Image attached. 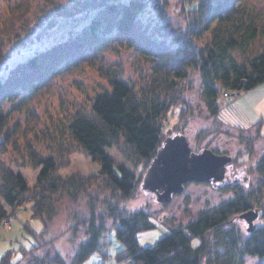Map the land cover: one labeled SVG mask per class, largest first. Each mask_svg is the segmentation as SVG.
Here are the masks:
<instances>
[{
  "label": "trees",
  "instance_id": "16d2710c",
  "mask_svg": "<svg viewBox=\"0 0 264 264\" xmlns=\"http://www.w3.org/2000/svg\"><path fill=\"white\" fill-rule=\"evenodd\" d=\"M153 1L46 0L29 35L44 26L45 20L54 23L85 17L89 21L20 60L0 77V221L20 207L30 208L33 217L43 220L45 238L51 235L49 225L58 212L71 205H85L88 210V216L75 225L84 226L88 238L73 255L67 256L62 249L46 255L48 264H82L100 249L110 229L124 244L117 253L119 260L132 264H244L246 255L264 257V217L251 230L248 226L245 236L242 233L248 213L256 210L264 216V156L257 166L260 177L256 184L248 189L232 184L231 198L174 227L151 246L138 242L137 233L154 224L145 210H129L123 205L139 186L135 168L152 162L168 137L164 127L171 110L179 106V118H186L183 84L190 69L201 73L213 114L220 110L222 92L241 94L264 83V41L258 48L252 47L264 36V16L244 0H186L191 2L190 31L180 34L171 33L164 11L155 13L151 8ZM33 2L15 0L6 11L0 10V60L7 41L19 37L20 24L29 21L36 7ZM122 50L134 52L149 65L147 73L139 74L140 81L125 78L122 62L105 60L107 53L120 55ZM85 66L95 68L107 84L87 93L84 100L72 101L68 109L61 105L60 116H48L55 121L50 129L31 110L29 101L60 72ZM6 103L24 117L29 113L28 122L37 125L23 126L21 120H14ZM176 134L185 135L183 129ZM107 148L119 150L133 166L117 164ZM10 149L12 158L7 155ZM78 151L101 163L99 173L88 177L60 173L69 165V156ZM15 165L40 167L35 183L30 185ZM194 238L199 239L196 246ZM47 240L51 242L53 237ZM35 258L34 264H47ZM0 264L21 263L4 254Z\"/></svg>",
  "mask_w": 264,
  "mask_h": 264
},
{
  "label": "rangeland",
  "instance_id": "374dc122",
  "mask_svg": "<svg viewBox=\"0 0 264 264\" xmlns=\"http://www.w3.org/2000/svg\"><path fill=\"white\" fill-rule=\"evenodd\" d=\"M13 1L15 0H0V10L6 11L7 5ZM34 1L36 7H33L29 15L28 24L27 22L20 24L22 27L19 30L20 36L7 41L4 58L0 60V77L5 76L20 60L62 40L72 28H80L89 21V18L85 17L81 20L60 19L54 23L45 20L44 26L35 29L29 35L28 30L33 27L31 24L36 21L38 15H42L41 6L46 0ZM244 2L252 7L254 12L264 16V0H244ZM190 3L186 0H154L151 8L155 13L162 9L166 16L167 27L172 29L171 33L180 34L186 32L185 29L190 31L187 20L190 16ZM188 36L191 37V34ZM263 41L264 36L256 40L252 47L258 48ZM105 60L107 63L122 62L125 78L131 82L140 81L142 78L138 80L139 74L148 72L149 65L132 51L122 50L120 55L109 52ZM106 84L107 82L98 76L97 70L93 67L71 68L52 78L28 104L31 110H36L52 129L55 124L54 116H60L58 108L64 106L68 109L72 101L84 100L87 93L93 94L96 89ZM183 88L185 99L183 111L186 118H179L180 107H174L165 122V135L172 136L177 132L181 133L183 129L194 152L199 153L205 148H210L217 154L232 157V160L225 165L223 180L190 181L181 193L174 194L172 200L168 202L159 201L153 191L143 187L151 162L136 167L137 175L140 177L139 186L135 195L123 206L134 211L145 210L154 224L153 227L142 229L137 233L138 242L143 247L155 244L174 227L185 225L201 212L231 198L234 195L235 183L248 189L256 184L260 177L257 166L264 156V83L241 94L237 91L222 92L219 95L221 107L217 114L209 110L203 90V79L198 69H190L189 78L184 82ZM14 107L10 103L5 105L6 110L12 112L10 116L14 120H21L23 126L29 123V113L25 112L24 117L23 114L14 112ZM49 115L54 119L48 118ZM32 122L30 121L28 127L37 125L36 121ZM106 151L117 164L133 166L116 148H107ZM7 155L12 158L13 150ZM69 161V165L60 169V173L64 176L80 173L83 177H88L99 173L101 169L98 160L80 151L72 153ZM14 169L25 175L30 185L35 183L40 171V167L34 168L28 165H15ZM261 198L264 203V187ZM87 216L88 210L85 205H71L58 212L49 225L52 235L49 237H53V240L48 242L49 237L44 238L42 232L45 228L43 220L33 217L30 208L20 207L12 216L0 221V260L4 254H8L12 262L34 264L37 257L48 264L45 256H53L57 250L62 249L67 256L73 255L81 241L88 238L84 226H75ZM263 217L261 211L250 223L245 217L246 220L242 222L243 236L247 233L250 224H261ZM109 222L112 226V221ZM192 242L196 246L199 239L194 238ZM37 244H40V247L35 248ZM123 248L122 241L110 229L100 249L93 252L82 264H132L128 260H119L117 253ZM244 264H264V257L246 255Z\"/></svg>",
  "mask_w": 264,
  "mask_h": 264
},
{
  "label": "water",
  "instance_id": "95a60500",
  "mask_svg": "<svg viewBox=\"0 0 264 264\" xmlns=\"http://www.w3.org/2000/svg\"><path fill=\"white\" fill-rule=\"evenodd\" d=\"M231 160L232 157L217 154L210 148L194 152L184 134L168 136L149 166L143 187L153 191L159 201L168 202L190 181L223 180L225 165ZM257 213L253 210L246 215L249 223Z\"/></svg>",
  "mask_w": 264,
  "mask_h": 264
},
{
  "label": "built area",
  "instance_id": "2783aa9c",
  "mask_svg": "<svg viewBox=\"0 0 264 264\" xmlns=\"http://www.w3.org/2000/svg\"><path fill=\"white\" fill-rule=\"evenodd\" d=\"M186 233H187V234H189V232H188V231H186Z\"/></svg>",
  "mask_w": 264,
  "mask_h": 264
},
{
  "label": "bare ground",
  "instance_id": "6f19581e",
  "mask_svg": "<svg viewBox=\"0 0 264 264\" xmlns=\"http://www.w3.org/2000/svg\"><path fill=\"white\" fill-rule=\"evenodd\" d=\"M186 186V185H185Z\"/></svg>",
  "mask_w": 264,
  "mask_h": 264
}]
</instances>
